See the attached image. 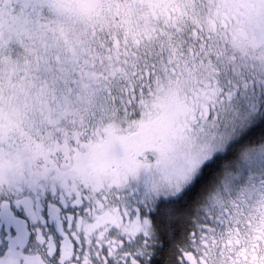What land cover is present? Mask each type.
Wrapping results in <instances>:
<instances>
[{
    "label": "snow or ice",
    "instance_id": "obj_1",
    "mask_svg": "<svg viewBox=\"0 0 264 264\" xmlns=\"http://www.w3.org/2000/svg\"><path fill=\"white\" fill-rule=\"evenodd\" d=\"M0 264H264V0H0Z\"/></svg>",
    "mask_w": 264,
    "mask_h": 264
}]
</instances>
